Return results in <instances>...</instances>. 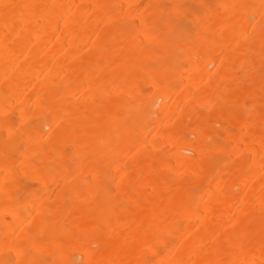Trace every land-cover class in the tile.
<instances>
[{
  "label": "bare ground",
  "instance_id": "1",
  "mask_svg": "<svg viewBox=\"0 0 264 264\" xmlns=\"http://www.w3.org/2000/svg\"><path fill=\"white\" fill-rule=\"evenodd\" d=\"M0 264H264V0H0Z\"/></svg>",
  "mask_w": 264,
  "mask_h": 264
}]
</instances>
